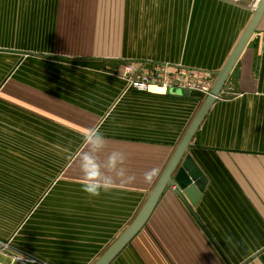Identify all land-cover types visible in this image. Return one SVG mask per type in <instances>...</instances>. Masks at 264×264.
Masks as SVG:
<instances>
[{
	"label": "crops",
	"instance_id": "crops-1",
	"mask_svg": "<svg viewBox=\"0 0 264 264\" xmlns=\"http://www.w3.org/2000/svg\"><path fill=\"white\" fill-rule=\"evenodd\" d=\"M261 1L0 0V242L45 264H96L205 100L128 88L122 68L216 78ZM90 128L108 140L102 160L125 152L134 182L82 191ZM186 155L205 179L200 198L167 187L110 264H264V15Z\"/></svg>",
	"mask_w": 264,
	"mask_h": 264
},
{
	"label": "water",
	"instance_id": "water-1",
	"mask_svg": "<svg viewBox=\"0 0 264 264\" xmlns=\"http://www.w3.org/2000/svg\"><path fill=\"white\" fill-rule=\"evenodd\" d=\"M263 15L264 0L260 2L246 31L242 35L240 41L223 67L222 71L217 75L210 94L203 101L191 125L179 143L174 155L172 156L153 190L149 194V197L140 213L133 223L128 227V229L108 249V251L101 257V259H99L96 264H110L129 244V242L146 225L167 187L173 188L176 194L185 204L186 200L181 192L184 193V195L190 200L192 204H195L200 198L205 179L194 166L191 156L186 155V152L188 151L190 143L195 137L204 119L207 117L211 108L225 89L233 68L235 67L244 48L250 41L252 35L255 33L259 23L263 18ZM175 92L180 95L191 94V92L187 90H177Z\"/></svg>",
	"mask_w": 264,
	"mask_h": 264
},
{
	"label": "built area",
	"instance_id": "built-area-1",
	"mask_svg": "<svg viewBox=\"0 0 264 264\" xmlns=\"http://www.w3.org/2000/svg\"><path fill=\"white\" fill-rule=\"evenodd\" d=\"M122 70L128 88L164 96L172 91L187 90L207 97L216 79L209 72L169 64H152L149 68L140 70L133 65H126ZM6 259L22 264H45L33 256L12 251L8 243L0 242V264H9L5 262Z\"/></svg>",
	"mask_w": 264,
	"mask_h": 264
},
{
	"label": "clouds",
	"instance_id": "clouds-1",
	"mask_svg": "<svg viewBox=\"0 0 264 264\" xmlns=\"http://www.w3.org/2000/svg\"><path fill=\"white\" fill-rule=\"evenodd\" d=\"M107 141L105 135L95 128H90L83 138L87 150L77 159L82 173V191L90 196L99 197L102 191L107 192L113 189L121 177L126 176L125 183H132L136 179L134 175L128 174L125 152L114 150L108 155L106 162L101 159V153L106 148ZM159 171L158 167L149 169L144 173V181L151 183L158 177Z\"/></svg>",
	"mask_w": 264,
	"mask_h": 264
},
{
	"label": "rangeland",
	"instance_id": "rangeland-1",
	"mask_svg": "<svg viewBox=\"0 0 264 264\" xmlns=\"http://www.w3.org/2000/svg\"><path fill=\"white\" fill-rule=\"evenodd\" d=\"M206 98V97H205Z\"/></svg>",
	"mask_w": 264,
	"mask_h": 264
}]
</instances>
